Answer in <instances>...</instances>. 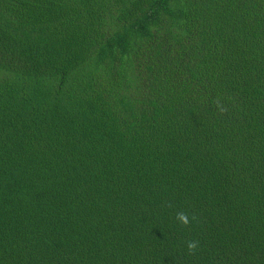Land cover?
Here are the masks:
<instances>
[{"label": "trees", "instance_id": "trees-1", "mask_svg": "<svg viewBox=\"0 0 264 264\" xmlns=\"http://www.w3.org/2000/svg\"><path fill=\"white\" fill-rule=\"evenodd\" d=\"M0 264H264V0H0Z\"/></svg>", "mask_w": 264, "mask_h": 264}, {"label": "clouds", "instance_id": "clouds-1", "mask_svg": "<svg viewBox=\"0 0 264 264\" xmlns=\"http://www.w3.org/2000/svg\"><path fill=\"white\" fill-rule=\"evenodd\" d=\"M175 218H176V220L179 223H181L183 225H188V224L191 223V220L189 218V214L187 212H185V211H179V212H177ZM191 219L194 220L195 219V216L193 215L191 217ZM186 246H187L189 252H194L198 248V246H199V241H197V240H189L187 242V245Z\"/></svg>", "mask_w": 264, "mask_h": 264}]
</instances>
